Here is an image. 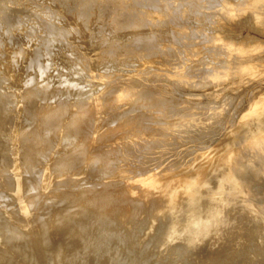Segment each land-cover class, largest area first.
<instances>
[{
    "label": "rangeland",
    "instance_id": "obj_1",
    "mask_svg": "<svg viewBox=\"0 0 264 264\" xmlns=\"http://www.w3.org/2000/svg\"><path fill=\"white\" fill-rule=\"evenodd\" d=\"M263 98L264 0H0V264H264Z\"/></svg>",
    "mask_w": 264,
    "mask_h": 264
},
{
    "label": "bare ground",
    "instance_id": "obj_2",
    "mask_svg": "<svg viewBox=\"0 0 264 264\" xmlns=\"http://www.w3.org/2000/svg\"><path fill=\"white\" fill-rule=\"evenodd\" d=\"M144 1V0H143ZM149 1V0H148ZM151 2H152V0H151ZM158 4V3H157ZM160 4V3H159ZM152 5V4H151ZM153 5H154V3H153ZM169 5V4H168ZM171 5V4H170ZM147 6H148V4H147ZM139 19V18H138ZM130 23V22H129ZM256 32V31H255ZM234 33V32H233ZM61 36V35H60ZM148 36V35H147ZM139 37V36H138ZM155 37V36H154ZM134 40V39H133ZM153 47V46H152ZM196 52V51H195ZM32 66V65H31ZM254 67V66H253ZM248 69L247 67H243V69ZM252 68V67H251ZM245 69V70H246ZM249 70V69H248ZM247 70V71H248ZM257 70H259V69H257ZM228 70H226V72H227ZM233 71V70H232ZM232 71H230V72H232ZM247 71H245V72H247ZM229 72V71H228ZM240 72H242L241 70H240ZM235 73V72H234ZM233 73V74H234ZM232 74V73H231ZM224 75V74H223ZM228 76V75H227ZM150 79V78H149ZM151 82V81H150ZM133 84H134V82H133ZM251 91V90H250ZM263 100H264V98H263ZM104 102V101H103ZM264 102V101H263ZM171 105V104H170ZM173 107V106H172ZM60 109V108H59ZM63 109V108H62ZM60 112V111H59ZM58 113V112H57ZM231 121V120H230ZM222 122V121H221ZM88 124V123H87ZM91 124V123H90ZM142 124V123H141ZM150 136V135H149ZM126 138V137H125ZM72 143V142H71ZM96 144V143H95ZM108 148V147H107ZM264 149V148H263ZM262 149V150H263ZM89 150V149H88ZM102 150V149H101ZM126 150V149H125ZM106 151V150H105ZM264 152V151H263ZM102 153V152H101ZM105 153V152H104ZM106 154V153H105ZM215 155V154H214ZM95 158V157H94ZM66 162H68V161H66ZM71 162V161H70ZM26 163V162H25ZM29 164V163H28ZM64 166V165H63ZM69 166V165H68ZM58 167V166H57ZM63 168V167H62ZM58 169V168H57ZM56 169V170H57ZM104 169V168H103ZM69 170V169H68ZM115 170V169H114ZM235 178V177H234ZM234 178H233V180H234ZM237 178H238V176H237ZM90 183V182H89ZM105 183V182H104ZM94 184V183H93ZM101 184V183H100ZM107 185V184H106ZM28 189V188H27ZM260 191V190H259ZM154 192V191H153ZM261 192V191H260ZM103 194V193H102ZM150 195V194H149ZM62 196V195H61ZM66 196V195H65ZM116 196V195H115ZM119 196V194L117 195V197ZM155 196V195H154ZM153 196V197H154ZM51 197V196H50ZM148 197V196H147ZM153 197H151L150 199H152ZM145 198H146V195H145ZM149 198V197H148ZM51 199V198H50ZM147 200V199H146ZM149 200V199H148ZM155 200V199H154ZM157 200V199H156ZM39 201V200H38ZM68 201V200H67ZM130 202V201H129ZM262 202V201H261ZM138 203V202H137ZM149 203V202H148ZM133 204V203H132ZM131 204V205H132ZM100 205V204H99ZM151 205V204H150ZM149 205V206H150ZM105 206V205H104ZM107 206V205H106ZM105 206V207H106ZM143 207V206H142ZM154 207V206H153ZM103 208V207H102ZM141 208V207H140ZM145 208V207H144ZM155 208V207H154ZM109 209V208H108ZM116 209V208H115ZM146 209H148V207L146 208ZM101 210H103V209H101ZM107 210V209H106ZM119 210V209H118ZM142 210V209H141ZM150 210H151V208H150ZM148 211V210H147ZM255 213V212H254ZM248 215V214H247ZM106 217V216H105ZM129 217V216H128ZM73 219V218H72ZM82 219V218H81ZM110 220V219H109ZM111 222V221H110ZM75 223V222H74ZM102 223V222H101ZM95 225V224H94ZM45 227V226H44ZM252 228V227H251ZM47 229V228H46ZM13 230V229H12ZM99 231V230H98ZM207 231V230H206ZM257 232V231H256ZM6 234V233H5ZM9 234V233H8ZM116 236V235H115ZM91 237V236H90ZM243 238V237H242ZM90 239V238H89ZM92 239V238H91ZM90 239V240H91ZM11 240V239H10ZM48 242V241H47ZM90 242V241H89ZM8 243V242H7ZM100 244V243H99ZM44 246V245H43ZM47 246V245H46ZM49 246V245H48ZM175 246V245H174ZM66 248H67V246H66ZM99 248V247H98ZM170 248V247H169ZM181 248V247H180ZM171 249V248H170ZM26 250V249H25ZM29 250V249H28ZM101 250V249H100ZM62 251V250H61ZM22 254V253H21ZM40 255V254H39ZM6 256V255H5ZM45 256V255H44ZM1 257V256H0ZM68 258H69V256H68ZM66 259V258H65ZM58 261V260H57ZM60 262V261H59ZM58 263V262H57Z\"/></svg>",
    "mask_w": 264,
    "mask_h": 264
}]
</instances>
